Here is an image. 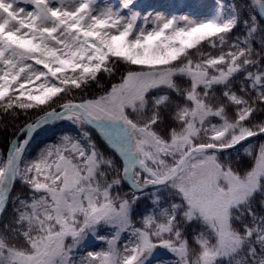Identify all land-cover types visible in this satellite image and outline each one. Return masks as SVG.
<instances>
[{
  "label": "snow or ice",
  "instance_id": "snow-or-ice-1",
  "mask_svg": "<svg viewBox=\"0 0 264 264\" xmlns=\"http://www.w3.org/2000/svg\"><path fill=\"white\" fill-rule=\"evenodd\" d=\"M0 264H264V0H0Z\"/></svg>",
  "mask_w": 264,
  "mask_h": 264
}]
</instances>
